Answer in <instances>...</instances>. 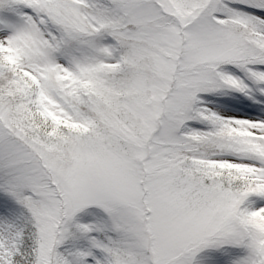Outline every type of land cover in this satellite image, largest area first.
Here are the masks:
<instances>
[{
	"label": "snow or ice",
	"instance_id": "obj_1",
	"mask_svg": "<svg viewBox=\"0 0 264 264\" xmlns=\"http://www.w3.org/2000/svg\"><path fill=\"white\" fill-rule=\"evenodd\" d=\"M0 264H264V0H0Z\"/></svg>",
	"mask_w": 264,
	"mask_h": 264
}]
</instances>
